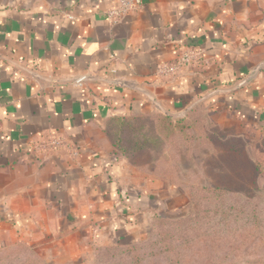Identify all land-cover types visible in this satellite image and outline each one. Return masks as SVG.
Instances as JSON below:
<instances>
[{
  "label": "crops",
  "instance_id": "0c3cea01",
  "mask_svg": "<svg viewBox=\"0 0 264 264\" xmlns=\"http://www.w3.org/2000/svg\"><path fill=\"white\" fill-rule=\"evenodd\" d=\"M115 1L0 0V254L81 264L173 212L181 190L132 177L113 118L202 107L264 134V0H143L110 24ZM194 47L206 67L158 75Z\"/></svg>",
  "mask_w": 264,
  "mask_h": 264
},
{
  "label": "rangeland",
  "instance_id": "374dc122",
  "mask_svg": "<svg viewBox=\"0 0 264 264\" xmlns=\"http://www.w3.org/2000/svg\"><path fill=\"white\" fill-rule=\"evenodd\" d=\"M184 120L161 128L162 153L121 156L133 178L181 190L172 213L155 214L176 220L153 215L134 243L103 247L81 264H264V134L202 107ZM0 264L42 263L18 247Z\"/></svg>",
  "mask_w": 264,
  "mask_h": 264
},
{
  "label": "trees",
  "instance_id": "16d2710c",
  "mask_svg": "<svg viewBox=\"0 0 264 264\" xmlns=\"http://www.w3.org/2000/svg\"><path fill=\"white\" fill-rule=\"evenodd\" d=\"M184 122L185 120L183 118L174 120L165 115H138L134 117L113 118L108 122L106 133L112 140L114 152L120 156H139L146 152L162 153V146L165 140H167V137L166 139L164 136L160 137L161 128L165 129L166 126H171L172 124L179 126V124H184ZM147 124V129H145L144 126ZM151 125L154 126V130H151ZM155 126H158V129H156ZM182 127L183 126L180 127V130H182ZM153 142L156 143L153 145H158L159 148L152 146L151 144ZM202 189L209 191L222 190L220 187L213 186L203 187ZM153 218L158 221L176 220L173 218L157 217L155 215Z\"/></svg>",
  "mask_w": 264,
  "mask_h": 264
},
{
  "label": "built area",
  "instance_id": "2783aa9c",
  "mask_svg": "<svg viewBox=\"0 0 264 264\" xmlns=\"http://www.w3.org/2000/svg\"><path fill=\"white\" fill-rule=\"evenodd\" d=\"M143 6V0H116L115 4L106 11V19L110 24L122 22L129 14L138 12ZM209 59L206 57L205 51L201 48H185L182 50L177 60L172 64H160L157 67L158 75H174L179 76L191 67H206ZM84 79V78H83ZM81 79L78 80L80 82ZM47 148H58L65 145L60 138H50L45 143Z\"/></svg>",
  "mask_w": 264,
  "mask_h": 264
}]
</instances>
